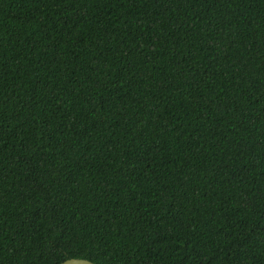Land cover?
Instances as JSON below:
<instances>
[{
	"label": "trees",
	"instance_id": "1",
	"mask_svg": "<svg viewBox=\"0 0 264 264\" xmlns=\"http://www.w3.org/2000/svg\"><path fill=\"white\" fill-rule=\"evenodd\" d=\"M264 264V0H0V264Z\"/></svg>",
	"mask_w": 264,
	"mask_h": 264
},
{
	"label": "water",
	"instance_id": "2",
	"mask_svg": "<svg viewBox=\"0 0 264 264\" xmlns=\"http://www.w3.org/2000/svg\"><path fill=\"white\" fill-rule=\"evenodd\" d=\"M62 264H95L86 259L72 258L64 261Z\"/></svg>",
	"mask_w": 264,
	"mask_h": 264
}]
</instances>
